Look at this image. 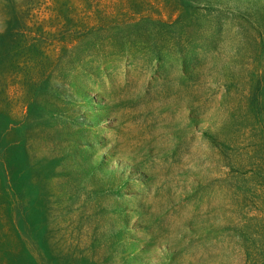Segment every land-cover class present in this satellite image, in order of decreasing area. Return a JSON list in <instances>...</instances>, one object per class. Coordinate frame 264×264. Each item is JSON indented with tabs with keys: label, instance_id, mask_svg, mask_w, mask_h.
I'll return each instance as SVG.
<instances>
[{
	"label": "rangeland",
	"instance_id": "rangeland-1",
	"mask_svg": "<svg viewBox=\"0 0 264 264\" xmlns=\"http://www.w3.org/2000/svg\"><path fill=\"white\" fill-rule=\"evenodd\" d=\"M0 264H264V0H0Z\"/></svg>",
	"mask_w": 264,
	"mask_h": 264
}]
</instances>
